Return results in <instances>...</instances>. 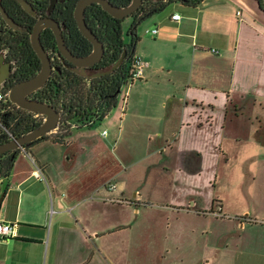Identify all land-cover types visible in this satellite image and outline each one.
<instances>
[{"label": "crops", "instance_id": "crops-1", "mask_svg": "<svg viewBox=\"0 0 264 264\" xmlns=\"http://www.w3.org/2000/svg\"><path fill=\"white\" fill-rule=\"evenodd\" d=\"M144 22L131 56L144 73L109 114L22 148L0 177V221L16 223L0 264H143L151 244L135 225L145 213L164 215L154 247L175 255L165 264L199 248L200 216L242 231L235 247L206 239L200 264H264V246L245 243L248 223L264 226V10L258 0H174ZM220 172L245 185L249 204L241 191L228 203L218 195Z\"/></svg>", "mask_w": 264, "mask_h": 264}, {"label": "trees", "instance_id": "trees-1", "mask_svg": "<svg viewBox=\"0 0 264 264\" xmlns=\"http://www.w3.org/2000/svg\"><path fill=\"white\" fill-rule=\"evenodd\" d=\"M118 5H127L131 0H111ZM174 0H143V3L129 16L132 23L129 32L132 33L128 43L123 36L122 22L126 18L114 16L100 3L92 2L86 7L85 16L88 25L104 42L105 51L95 68H105L114 64L124 49L127 48L123 62L114 70L94 77H89L75 71L73 63L62 59L58 54L56 35L50 27L41 32V40L50 52L56 67L47 82L32 93V97L46 100L61 111L57 129L26 143L29 149L36 142L52 137L57 141H65L66 137L76 126H93L102 120L118 103V94L122 85L127 81L132 68L131 56L133 46L138 40L137 26L155 13L163 10ZM189 5H197L202 0H182ZM264 10L263 0H258ZM77 0H59L53 11L56 19L63 20L67 25L64 30L66 43L78 55H85L93 48L92 41L78 26L74 9ZM49 0H40L35 9L39 15L45 14ZM10 15L26 26V30H12L8 39L9 53L15 59V70L11 77L4 82V97L0 98V144L25 134L44 120V115L19 106L9 98L10 87L22 79L34 75L42 65L41 59L34 49L30 33L36 16L27 11L20 3L15 6V12ZM128 17V16H127ZM22 147L0 153V177L7 176Z\"/></svg>", "mask_w": 264, "mask_h": 264}, {"label": "water", "instance_id": "water-1", "mask_svg": "<svg viewBox=\"0 0 264 264\" xmlns=\"http://www.w3.org/2000/svg\"><path fill=\"white\" fill-rule=\"evenodd\" d=\"M23 7L33 14H36L32 4L29 0H20ZM57 0H50L48 6L49 15L39 17L31 30V42L39 55L42 65L41 68L31 77L22 79L14 83L9 89V98L17 103L19 106L27 108L33 112L44 115L42 123L23 135L13 137L10 140L0 144V153L7 150L22 147L26 143L35 140L42 135L54 131L60 122L61 111L49 101L32 97V93L38 88L42 87L52 72L56 68L52 61L50 52L45 48L41 40V32L46 27H51L56 35L58 54L62 59H68L73 63L72 68L80 74L89 77L99 76L108 73L118 67L126 57L128 49L125 48L119 59L112 65L105 68H95L94 65L101 60L105 45L104 42L96 35L93 29L86 21L85 11L86 7L92 2L100 3L106 10L117 17L125 18L133 13L142 3L143 0H131L127 5H118L111 0H77L74 15L81 31L92 41V50L85 55L75 54L66 43L62 23L51 16ZM264 4V0H263ZM0 10L5 20L12 27L21 29V25L5 10L0 3ZM4 72V73H3ZM10 72L9 62L2 63L0 74V86L3 87L6 77Z\"/></svg>", "mask_w": 264, "mask_h": 264}, {"label": "rangeland", "instance_id": "rangeland-1", "mask_svg": "<svg viewBox=\"0 0 264 264\" xmlns=\"http://www.w3.org/2000/svg\"><path fill=\"white\" fill-rule=\"evenodd\" d=\"M145 21V20H144ZM143 21V22H144ZM148 22V21H147ZM145 23V22H144ZM152 24V23H151ZM131 25L130 16L126 17L122 22L123 28V36H127L128 29ZM152 27L149 26L151 30ZM126 88V86L124 87ZM57 129V128H56ZM233 177L231 174H226L220 172L217 178V193L222 198L225 197V201L228 203L229 201H234L236 193L241 191L242 193L247 195L246 187L242 182H233ZM232 184V185H230ZM258 195L260 196V200L264 201V185H261L257 190ZM223 199V198H222ZM242 203L249 204L250 198L247 195L246 198H243ZM237 206H239V202H237ZM183 215V214H182ZM164 215L159 213H145L139 215V220L135 225V229L139 230L138 233L143 235V240L148 242L150 241L151 249L150 255L145 257V260L142 259L141 263L145 264H165L168 263L169 260L175 258V255H168L167 257H162L161 254L158 253L157 249L154 247V241L157 240L158 235L163 232L165 229V221L161 223ZM182 217V216H181ZM184 219V218H183ZM136 222V221H134ZM188 223V222H187ZM184 220L181 221L182 231H190V225L188 226ZM191 225L194 229H196L197 234H199V248H189L188 250V261H185L186 264H200V260L202 259V248H205L208 244L207 242L211 239V243H213L212 247L208 245L209 248L218 249L217 247L223 243L228 244L229 247H235L239 244V233L241 230L234 223L233 226H230V222L221 217L216 218L212 216L208 217H198L197 220H191ZM204 231V232H202ZM209 231V233H208ZM242 232V231H241ZM211 234L212 236H209ZM149 235V238H148ZM246 235L248 238L245 243L254 247H262L264 246V226L261 224H247ZM244 244V243H243ZM191 247V246H189ZM200 251L198 254L197 251Z\"/></svg>", "mask_w": 264, "mask_h": 264}, {"label": "flooded vegetation", "instance_id": "flooded-vegetation-1", "mask_svg": "<svg viewBox=\"0 0 264 264\" xmlns=\"http://www.w3.org/2000/svg\"><path fill=\"white\" fill-rule=\"evenodd\" d=\"M29 1L32 4L34 10L36 11L35 6L39 4V1L40 0H29ZM58 1L59 0H57V2ZM57 2H56V4H57ZM0 3H1V5L5 8V10L9 14L10 13L13 14L15 12V6L17 5V3H20L22 5V3L20 2V0H0ZM49 3H50V0H49ZM49 3H48V6H49ZM56 4H55L53 10L50 13V15L53 16V17H55L53 15V11H54V9L56 7ZM48 6H47V10H46L45 14L39 15L37 13V11H36V14H33L30 11H29V13H31L32 15H35L36 16V20H37L39 17L49 15V13H48ZM59 21L63 25V31L66 30L67 29V25L65 24V22L63 20H59ZM19 24L21 25L22 28L21 29H17V30L24 31V30L27 29L26 26L22 25L21 23H19ZM12 30L15 31L16 28H14L10 24H8V22L5 20V18L2 15V12L0 10V74H1V66H2V63L9 62V69H10L9 75H8V77H6L5 81H7L9 79V77L12 76V74L14 73V70H15V66H16L15 59L12 58V56L9 53V45H8V39H9V36H10ZM30 37H31V35H30Z\"/></svg>", "mask_w": 264, "mask_h": 264}, {"label": "built area", "instance_id": "built-area-1", "mask_svg": "<svg viewBox=\"0 0 264 264\" xmlns=\"http://www.w3.org/2000/svg\"><path fill=\"white\" fill-rule=\"evenodd\" d=\"M241 11L238 10V13H240ZM172 17L177 19L180 17V13H173ZM158 27H154L152 29L153 33H157L158 32ZM144 73V60L140 55H137L134 60H133V64H132V68L130 69V74H129V78L127 79V81H131L137 77L142 76ZM4 97V91H3V87L0 86V98ZM107 130H104V133H106ZM23 149H25L24 146H22ZM110 187H115V184L112 181H109ZM15 227H16V223L14 222H10V221H0V241H2L3 239L14 235L15 234Z\"/></svg>", "mask_w": 264, "mask_h": 264}]
</instances>
